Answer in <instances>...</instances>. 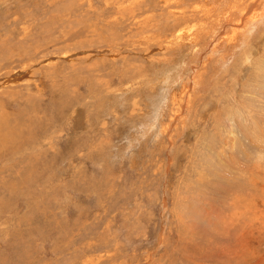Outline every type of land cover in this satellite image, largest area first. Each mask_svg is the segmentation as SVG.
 Wrapping results in <instances>:
<instances>
[{
  "label": "rangeland",
  "instance_id": "374dc122",
  "mask_svg": "<svg viewBox=\"0 0 264 264\" xmlns=\"http://www.w3.org/2000/svg\"><path fill=\"white\" fill-rule=\"evenodd\" d=\"M263 21L0 0V264H264Z\"/></svg>",
  "mask_w": 264,
  "mask_h": 264
},
{
  "label": "bare ground",
  "instance_id": "6f19581e",
  "mask_svg": "<svg viewBox=\"0 0 264 264\" xmlns=\"http://www.w3.org/2000/svg\"><path fill=\"white\" fill-rule=\"evenodd\" d=\"M250 9V8H249ZM251 10H253V8H251L250 10H249V12H247L248 13V15H246V16H242V18H241V24H242V22H247V23H252V20L254 21V20H256L258 17H261L263 14H262V11H260L259 13H254V14H251ZM250 14V15H249ZM253 15L255 16V17H253ZM264 22V21H263ZM250 23V24H251ZM262 24V23H261Z\"/></svg>",
  "mask_w": 264,
  "mask_h": 264
}]
</instances>
